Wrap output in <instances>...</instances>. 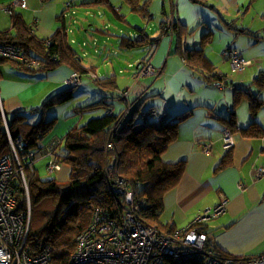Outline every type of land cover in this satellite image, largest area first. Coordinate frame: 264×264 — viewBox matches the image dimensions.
Here are the masks:
<instances>
[{
    "label": "crops",
    "instance_id": "1",
    "mask_svg": "<svg viewBox=\"0 0 264 264\" xmlns=\"http://www.w3.org/2000/svg\"><path fill=\"white\" fill-rule=\"evenodd\" d=\"M13 1L0 0V31H14L11 18L3 11V7ZM25 1L26 7L17 6L15 11L22 15L28 25L34 27V33L38 37L53 36L61 25L57 24V19L60 20L62 3L56 0H49L46 3L43 0ZM70 1L73 5L75 2L79 3L74 12L79 8V12L86 16L83 24L89 25L88 27L83 25V29L87 32L92 31L95 40H99L96 38L97 34H105V46L111 42V37H120L119 46L112 44L116 53L123 49L131 53V47H127L131 46L127 38H122L123 36L110 30L113 27L119 32H126L125 29H130L131 26L123 27L120 23L128 25L129 16L138 22L142 21L141 25L144 26L142 30H146L151 39L159 37L152 61L161 72L151 82H148L150 78L144 81L139 78V71L150 47L149 43L146 44V53L140 61L128 60L129 68H135L129 74L122 66L125 61L118 64L121 65L119 68L115 67L118 65L106 64V68L97 73L99 58L102 59L103 53L107 51L99 48L98 43H94L91 49L89 43L88 48L80 45L79 50L72 46L78 56L80 55L83 65L92 67L90 77L100 80L115 76L116 82L115 92H111L109 89L103 91L95 84L84 85L82 81L81 90L85 94L79 98V103L91 96H96V100L98 95L101 99L106 96L114 107V113L119 114L122 110L127 113L135 102L140 101L138 105L142 104V111L154 107L165 113L173 122H177L180 114L189 113L187 118L178 123L177 139L169 145L162 156L163 161L167 163L186 162L181 180L164 197L161 222L164 227L168 225L167 231L187 227L208 207L226 202L225 212L217 218L209 219L205 227L215 247L233 255L256 256L264 253V175L260 178L254 177V171L259 166H264V134L248 137L242 135L239 130L254 122L264 128V104L256 116L252 115L247 98L234 107L236 88L248 89L264 100V87H260L258 82L264 73L262 34L264 0H206V3L198 0H137L136 4L141 9L147 2L145 11L134 10L128 0H105L100 3L99 0ZM108 6L125 18L119 14H115L116 18L110 17L107 12ZM65 8L66 6L63 9ZM100 13L105 14L98 17L103 27L95 21V15ZM173 17L191 31L184 40L185 47L202 49L214 65V75L221 73L225 76L224 87L206 78V68L195 70L190 67L177 50L175 36L162 33L164 26ZM90 18L94 22L89 23ZM80 20L82 18L79 22ZM64 21L66 22L65 19ZM231 21H234V24L229 25ZM94 24L95 28L92 27ZM136 29L137 34L142 32L138 31L139 28ZM129 36H132V30L129 31ZM240 36L251 37L252 40L239 39ZM72 41L74 42L71 39ZM228 47L238 50L246 60H252L253 63L247 65L243 71H236L231 62L226 61L228 59L225 58L224 52ZM98 54L99 57H96ZM1 70L0 110L5 122H8L5 116L8 113L11 115L10 121L16 115H22L24 122L29 125H35L41 118L45 119L51 115L56 118L50 134L40 141L39 151L42 154L38 153L35 156V159L38 155L46 156L51 162L56 155L65 152L64 148H61L64 144L63 137L83 119V113H77V108L81 105L73 106L75 117L71 115L64 117L63 114H55L54 111L50 113L54 106L63 103L48 105L51 98L70 88L67 81L75 70L65 64L50 70L36 68L24 70L11 64L10 69ZM208 75H211V72ZM128 88L136 91L137 96L132 101L129 100L130 91L127 97L129 107L120 108V112L116 111L113 99L118 96H113L114 93L119 95L122 90ZM43 105L49 107L43 109ZM80 111L82 112V109H79ZM105 114L106 112L97 111L90 113L89 117H100ZM233 117L235 124L231 125L230 120ZM138 118L142 120L143 117ZM150 119L157 120L155 117ZM225 127L235 130L236 143L231 150V165L218 169L221 160L230 150L222 145L221 131ZM208 144L212 145L211 153L204 150ZM71 170L69 165H62V169L57 171L63 179L61 181L69 179Z\"/></svg>",
    "mask_w": 264,
    "mask_h": 264
},
{
    "label": "trees",
    "instance_id": "2",
    "mask_svg": "<svg viewBox=\"0 0 264 264\" xmlns=\"http://www.w3.org/2000/svg\"><path fill=\"white\" fill-rule=\"evenodd\" d=\"M48 1L43 0L44 3ZM103 1L105 0H99V3ZM128 1L134 10H146L147 2L141 9L136 4L137 0ZM198 1L205 2L206 0ZM71 4L68 2L67 7ZM26 5L20 7L25 8ZM16 7L12 14L3 10L10 16L13 27L11 28L14 31H0V44L21 47L26 57L40 61L41 65L36 69L50 70L65 64L71 66L82 77L84 75L91 76L92 67L83 65L80 55L78 56L70 44L68 27L63 17L60 16L64 22L58 26L55 34L42 38L38 37L34 33V27L28 25L22 15L15 11ZM117 14L123 16L120 13ZM231 24H234V21L229 23V25ZM162 30L164 34L175 36L177 50L190 67L195 70L206 68L208 73L211 72V75L205 72L207 79L213 81L214 84L222 83L225 86V76L221 73L214 75V65L208 60L202 49L185 47L184 40L191 32L186 25L179 23L173 17L171 29L167 30L164 26ZM141 33L143 34L142 39L132 40L131 46H144L147 43L149 45L157 44L159 37L151 39L146 30ZM262 34L264 35V29ZM1 60H8L18 69H35L21 61ZM263 76L264 73L258 79L260 87H264ZM100 83L112 88L111 92H115L114 84L116 82L114 80L100 79ZM79 86H69L70 88L65 92L51 98L48 105L69 100L73 96L74 88ZM115 95L120 97L114 93L113 96ZM244 98L249 100L252 115L256 116L259 108L264 104V100L248 89L236 88L234 107ZM107 99L108 97L104 96L96 104L105 106L107 109L106 105L109 104ZM96 104L80 106L77 108V113H81L79 109L92 108ZM139 106L135 108L130 118L127 117L125 110L119 114L107 112L103 116L90 118L84 125L75 126L63 137L65 152L63 151L58 157L61 165H69L72 169L67 181L56 178L41 179L36 171L27 170L31 205L33 206L34 201L39 199H44L47 202L40 224L42 231L33 232L30 230L26 244L28 250L37 253L42 246L49 245L52 247L53 264H70L76 250L75 239L91 224L95 208L105 210L111 217L124 214V200L122 194L117 192L114 180L116 176H123L130 180L129 189L134 192L138 203H140L138 214L141 220L155 225L163 231L168 230V225L164 227L160 219L164 209V197L181 180L186 169V162L167 163L163 161L162 156L169 145L177 139L178 123L187 118L189 113L180 114L177 122H173L165 113L159 111L163 119L156 117L157 120L151 121L150 118L155 116L145 114L149 110L156 109L151 107L142 111L143 118L139 120L137 116L140 111ZM55 123L56 118L50 120L41 118L37 124L29 125L24 122L22 115H16L12 121H8V126L14 138L23 137V153H28L40 146V141L50 134ZM230 124H235L234 117L230 120ZM6 128L3 113L0 110V157L10 150ZM231 130L235 133V130ZM239 130L242 135L248 137L264 134V128L255 122ZM109 143L112 144V147H108ZM231 150L232 148L221 160L218 169L231 165ZM110 173H113V176H110ZM17 196L18 208L25 209L27 206L25 193H20ZM64 212H66L65 217L59 220ZM209 237V245L223 257H233L238 260L254 257L233 255L220 250L215 247L210 234Z\"/></svg>",
    "mask_w": 264,
    "mask_h": 264
},
{
    "label": "built area",
    "instance_id": "3",
    "mask_svg": "<svg viewBox=\"0 0 264 264\" xmlns=\"http://www.w3.org/2000/svg\"><path fill=\"white\" fill-rule=\"evenodd\" d=\"M25 0H14L5 11L14 12L16 6H25ZM173 18L169 19L165 27L171 29ZM157 48L153 43L145 58L143 68L139 71V78L158 75L152 56ZM232 66L243 71L252 60H246L236 49L230 48L224 52ZM0 59L21 61L32 68L40 67V61L25 56L19 46L0 44ZM83 77L73 72L68 78L70 86L81 85ZM220 87L224 84L217 83ZM131 88L122 90L119 98L127 100ZM107 112L112 114L114 107L107 100ZM159 119L163 116L157 109L145 112ZM5 120V117H4ZM8 127V126H7ZM222 145L231 149L236 143V135L229 127L221 131ZM10 152L0 157V264H53L52 247L42 246L34 253L26 248L31 230V199L27 170L34 171L36 153H23L24 139L22 136L14 138L7 128ZM108 147H112L109 143ZM212 145H205L204 150L211 153ZM56 155V153H55ZM54 155V156H55ZM59 155V154H58ZM48 164L52 172L62 169L59 157ZM264 175V166L254 171V177ZM113 176V173H110ZM117 192L124 200V214L111 217L100 208H95L91 224L76 237V250L70 264H264V253L250 259H235L223 257L209 245V234L205 227L209 219L217 218L226 210V202L215 207H208L198 215L194 222L181 229L163 231L155 225L145 223L138 214L139 204L134 192L129 189V181L123 176L114 178ZM25 193L27 206L18 208L17 195Z\"/></svg>",
    "mask_w": 264,
    "mask_h": 264
},
{
    "label": "rangeland",
    "instance_id": "4",
    "mask_svg": "<svg viewBox=\"0 0 264 264\" xmlns=\"http://www.w3.org/2000/svg\"><path fill=\"white\" fill-rule=\"evenodd\" d=\"M56 1H59L60 3H62L63 8H64V6H66L65 9H63V8L60 9V14H61L60 16L63 17L66 20V24H67V27H68V30H69V32H68L69 41H70L71 45L75 46L76 49L79 50L80 49L79 48L80 45H83L84 48H88L87 44L89 43L91 45V46H89V48L91 49L93 47L94 43H98V44H100L99 48L107 49V51L103 53L102 59L99 58L100 61L97 64L98 67H96L97 73H98V71L99 72L103 71L106 68V64H109V66H111V64L118 65V64L123 63L124 61L126 63L122 64V66L125 69V72L127 74H129V73H131V72H133L135 70V68H129L128 60H132L133 62L140 61L144 57V55L146 53V49H145V47H147L146 44L144 46H129V45H127V47H131V50H130L131 53L127 49L119 50L120 53H116L113 50L112 44L115 43L113 46H119L120 45V37H118V36L117 37H111L112 38L111 42L104 46V44L106 42L105 34H103V35L97 34L96 38H99V40L97 41V40L94 39V36L92 37V31L91 32H87L85 29H83V25H84L83 24V22H84L83 20L86 18V16L84 14H82L81 12H79V8H77L76 12H74V9H75L76 5L79 4L78 2H75L74 5L72 3L70 7H67L66 4L68 2L71 3L70 0H56ZM9 5L10 4H7V6L3 7V10L5 8H7ZM107 12H108L110 17L116 18L115 14H117V13L114 10H112V8L109 7L107 9ZM4 14L7 15L8 17H10L6 13H4ZM100 16H105V14L104 13H100V14L95 15V19L96 20L95 19L94 20L96 21L97 24H99V25H101V27H103V25L101 24V21L98 19V17H100ZM80 18H82V20H80V22H79ZM136 18H138V17H136ZM31 19L34 20V18H31ZM59 19L60 20L57 19V24L58 25L62 24L64 22L63 19H61V18H59ZM127 20L129 22L128 25L125 24V23H120V25L123 26V27L131 26L130 29L129 28L125 29L126 32H119L116 29H114L113 27H111L110 30L111 31H115L120 36H123L122 38L126 37L128 42H132V40H136V39L137 40H141L142 37H143V34L141 33L140 30H138L140 32L137 34V29L136 28H139L141 30L144 28V26L141 25L142 21L140 20L138 22L132 16L127 17ZM91 22H94V21H93V19L90 18L89 23H91ZM88 25H84V27H88ZM92 27L95 28V24ZM130 30H132V36H129V31ZM93 35H94V33H93ZM71 39L74 40V42L73 41L71 42ZM239 39L252 40L251 37H246V36H243V37L240 36ZM84 42H85V45H84ZM151 45H152V43L150 44V47H151ZM150 47L147 49V51H149ZM107 56H108V60H107ZM96 57H99V54L96 55ZM105 57H106V59H105ZM145 58L146 57H144V61H145ZM144 61H143V65H144ZM226 61H228V63H230L229 60H226ZM119 66H121V65H118V66H115V67L119 68ZM10 67H11V63L9 61H0V71H2L1 69H4V68L10 69ZM142 68H143V66H142ZM235 70L238 71L237 69H235ZM117 72H118V70H117ZM160 72H161V69H160ZM158 75L142 77V78H140V80L144 81L146 78H150V79H148V82H151ZM114 77L115 76L110 77V79L114 80ZM119 79H120V77H119ZM83 84L87 85V86L95 84V85H97L99 87V89H101L103 91L105 89L113 90L112 88H107L108 86L102 85L100 83V80L94 79L93 77H90L88 75H84L83 76ZM82 85H80V87H78V88L77 87L74 88V93H73L72 98H70L69 100L63 102V104H59V105L54 106L53 110H51L50 113H52L54 111L55 114L56 113L63 114L64 117H66L68 115H71L72 117H75L74 112H73L74 111V108H73L74 105L84 106V104H88V103L89 104H96V103H98L101 100V97L98 95L97 100H96V96H91L89 99L81 101L79 103V98H81L85 94L81 90V88L83 87ZM130 86H128V87H130ZM94 88L95 87H93V89ZM136 96H137L136 91L132 90L130 92V94H129V100L132 101V99L134 97H136ZM140 99L141 98H139V100ZM129 100L127 99L126 101H124V100H121L119 98H114L113 102H114V106H115L116 111H119L120 108L123 109V107H126V108L129 107V105L127 106V104L129 103ZM138 103L140 104V101L139 102H135L129 108V111L127 112V117L128 118L131 117V115L134 112L135 108L137 107ZM42 107H43V109H45V108H48L49 106H44L43 105ZM139 107H140V111H139V115L138 116H140L142 118V116H141L142 104ZM0 109H1V107H0ZM97 111H103L104 113L105 112L107 113V110L103 106L98 105V104H96V106L92 107V108H85L81 112V113H83L82 114L83 119L79 120L78 124L79 125H84L85 123H87L90 120V118L94 117V116L89 117L90 113H94V112H97ZM5 116L8 119V121H10L11 115L8 113V115H5ZM77 116L79 117V115H77ZM52 118H54V115H51L50 117H46L45 120H50ZM63 119H65V118H63ZM150 120L151 121H155L154 119H150ZM40 147H41V145L39 147L37 146V147L34 148V150H35L34 153H36V155L38 153H41V151H39ZM61 148H64V144H62ZM61 148H59L60 151H61ZM49 162L50 161H49L48 157H46V156L39 157V155L37 156V158L35 159V169L37 171L38 176L41 179L56 178L58 180H63L60 177V175H59L60 172L59 173H57V172H53L52 173V171L49 170V168H48ZM46 206H47V202H45L44 199L35 200L34 203H33V206L31 205V230L33 232H36V231L37 232H41L42 231V229H41L42 226L40 224H41V221L43 219V210H44V208ZM65 215H66V212L62 213L60 218H59V220L63 219L65 217ZM160 219H161V217H160Z\"/></svg>",
    "mask_w": 264,
    "mask_h": 264
},
{
    "label": "clouds",
    "instance_id": "5",
    "mask_svg": "<svg viewBox=\"0 0 264 264\" xmlns=\"http://www.w3.org/2000/svg\"><path fill=\"white\" fill-rule=\"evenodd\" d=\"M4 119V116H3ZM6 120H4V123H6V125L8 126V122H5ZM9 129V126L7 127ZM7 128H6V132H7ZM11 133V132H10Z\"/></svg>",
    "mask_w": 264,
    "mask_h": 264
}]
</instances>
